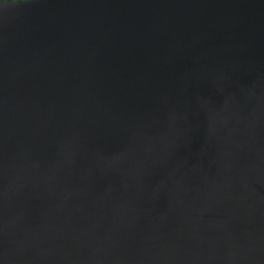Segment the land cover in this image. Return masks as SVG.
Segmentation results:
<instances>
[{"label": "water", "instance_id": "1", "mask_svg": "<svg viewBox=\"0 0 264 264\" xmlns=\"http://www.w3.org/2000/svg\"><path fill=\"white\" fill-rule=\"evenodd\" d=\"M0 264H264V0H0Z\"/></svg>", "mask_w": 264, "mask_h": 264}, {"label": "clouds", "instance_id": "2", "mask_svg": "<svg viewBox=\"0 0 264 264\" xmlns=\"http://www.w3.org/2000/svg\"><path fill=\"white\" fill-rule=\"evenodd\" d=\"M3 5H12L11 3H4ZM14 6V5H13Z\"/></svg>", "mask_w": 264, "mask_h": 264}, {"label": "trees", "instance_id": "3", "mask_svg": "<svg viewBox=\"0 0 264 264\" xmlns=\"http://www.w3.org/2000/svg\"><path fill=\"white\" fill-rule=\"evenodd\" d=\"M11 1H16V0H11Z\"/></svg>", "mask_w": 264, "mask_h": 264}]
</instances>
